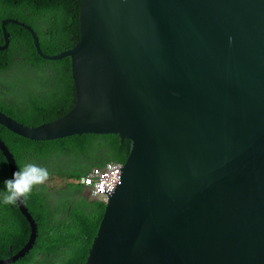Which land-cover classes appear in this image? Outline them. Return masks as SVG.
<instances>
[{"label": "water", "instance_id": "1", "mask_svg": "<svg viewBox=\"0 0 264 264\" xmlns=\"http://www.w3.org/2000/svg\"><path fill=\"white\" fill-rule=\"evenodd\" d=\"M72 59L76 100L29 127L32 141L117 135L132 142L86 264H264V0H82ZM11 177L16 160L0 137ZM25 246L37 224L25 205Z\"/></svg>", "mask_w": 264, "mask_h": 264}, {"label": "trees", "instance_id": "2", "mask_svg": "<svg viewBox=\"0 0 264 264\" xmlns=\"http://www.w3.org/2000/svg\"><path fill=\"white\" fill-rule=\"evenodd\" d=\"M80 1L0 0V44L5 43L3 20L15 19L36 31L45 54L53 56L72 49L80 40ZM6 29L10 44L0 50V112L29 127L61 118L76 100L72 59L45 60L37 54L26 29L11 23ZM0 137L13 154L18 170L25 164H36L48 170V181L53 180L55 172L45 167L51 161L69 157L82 160L73 171H65L69 179L76 181L67 189L53 193L54 189L42 184L24 199L37 224V238L25 257L13 264H86L104 203L92 199L79 181L106 164L124 165L132 142L121 141L117 135L95 134L32 141L2 125ZM11 178L0 151V260L17 254L29 232L28 221L17 204L2 202L4 181Z\"/></svg>", "mask_w": 264, "mask_h": 264}, {"label": "clouds", "instance_id": "3", "mask_svg": "<svg viewBox=\"0 0 264 264\" xmlns=\"http://www.w3.org/2000/svg\"><path fill=\"white\" fill-rule=\"evenodd\" d=\"M121 166L123 167V165ZM48 179L49 172L46 168L37 166L33 163L25 164L22 169L12 173L11 179H6L4 181V192L2 195V202L6 205H15L17 204V202H21L22 199H26L32 193L34 187L44 184L48 181ZM81 180L79 181V183L81 182ZM85 190L88 192L86 188ZM103 203L105 204L106 202Z\"/></svg>", "mask_w": 264, "mask_h": 264}, {"label": "built area", "instance_id": "4", "mask_svg": "<svg viewBox=\"0 0 264 264\" xmlns=\"http://www.w3.org/2000/svg\"><path fill=\"white\" fill-rule=\"evenodd\" d=\"M119 170H122V166L117 164L95 168L81 180L80 184L88 190L92 199L106 202L110 195L105 191H112L120 176Z\"/></svg>", "mask_w": 264, "mask_h": 264}, {"label": "flooded vegetation", "instance_id": "5", "mask_svg": "<svg viewBox=\"0 0 264 264\" xmlns=\"http://www.w3.org/2000/svg\"><path fill=\"white\" fill-rule=\"evenodd\" d=\"M82 160H78L76 157H69V158H60L59 160H53L50 163H48L45 167L53 169L55 172L51 176L53 179L52 182H56L62 186L61 189H67L69 186V183L73 182L75 183V179H69L68 175L65 171H73L74 168L81 162ZM58 170H62L64 173H59ZM52 189V188H48ZM59 190L52 191L53 193L58 192ZM70 193V192H68ZM56 198L63 199L61 196L56 195ZM74 199V198H73Z\"/></svg>", "mask_w": 264, "mask_h": 264}, {"label": "rangeland", "instance_id": "6", "mask_svg": "<svg viewBox=\"0 0 264 264\" xmlns=\"http://www.w3.org/2000/svg\"><path fill=\"white\" fill-rule=\"evenodd\" d=\"M48 188H52L54 190H59L62 188V186L56 182L48 181L44 183Z\"/></svg>", "mask_w": 264, "mask_h": 264}]
</instances>
